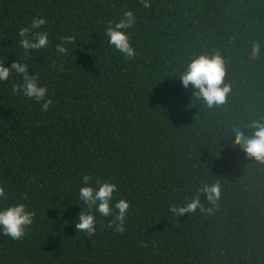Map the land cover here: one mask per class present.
<instances>
[{"label":"trees","instance_id":"1","mask_svg":"<svg viewBox=\"0 0 264 264\" xmlns=\"http://www.w3.org/2000/svg\"><path fill=\"white\" fill-rule=\"evenodd\" d=\"M151 4L0 0V62L27 63L53 101L45 112L14 94V71L0 81V208L35 211L22 240L0 232V264H264V163L233 146L234 129L250 136L252 121L264 122V0ZM127 10L137 17L131 60L106 35ZM33 17L46 19L35 31L49 46L26 53L18 33ZM68 35L76 43L57 53ZM217 52L230 92L209 108L179 76ZM85 174L116 183L113 204L130 202L123 234L99 213L93 237L77 232ZM215 182L213 206L198 190ZM196 195L211 213L170 210Z\"/></svg>","mask_w":264,"mask_h":264},{"label":"clouds","instance_id":"2","mask_svg":"<svg viewBox=\"0 0 264 264\" xmlns=\"http://www.w3.org/2000/svg\"><path fill=\"white\" fill-rule=\"evenodd\" d=\"M142 7L151 8V0H140ZM47 23L45 18L33 17L28 26L19 29L20 46L27 53L29 50H40L49 46V36L46 31H35ZM137 23V17L132 10L123 13L122 18L113 24L109 22L106 28L108 42L114 46L127 60L134 59L137 52L130 41L127 30L133 28ZM76 43L75 36L61 37V42L56 45L59 54L66 55L68 45ZM260 53V44L254 43L251 55L255 58ZM53 67L56 62H52ZM29 65L15 60L10 67L0 62V81H7L14 71L22 76L23 83L13 85L14 94H23L41 104L42 111H48L53 101L47 96L46 86H41L39 77L28 71ZM62 70V69H61ZM226 71L224 59L219 52L214 55H199L193 58L187 65L185 71L179 76L184 88L191 87L194 94L201 97L209 108L224 104L227 101L230 85L225 83ZM190 107V105H189ZM254 129L252 134L246 135L244 131L234 129L233 146L239 145L248 157L264 163V122L252 121L249 125ZM35 180V177L31 178ZM117 185L110 180L102 181L85 174L82 177V186L78 193V202L82 205L78 222L75 224L77 232L85 233L93 237L96 233V213L102 217H113L108 222V227L116 233L125 232V218L128 215L130 202L124 198L113 204L114 193L117 192ZM198 191L205 194L206 200L213 206L217 205L220 199V184L215 182L211 185L205 183ZM5 187L0 185V199L6 198ZM27 200V194H24ZM170 210L177 216L184 213H194L199 208L201 212L211 213L212 208L205 209L196 195L192 200L183 206L170 205ZM35 211L28 210L25 203L11 204L0 208V232L13 240H22L26 230L32 225Z\"/></svg>","mask_w":264,"mask_h":264}]
</instances>
